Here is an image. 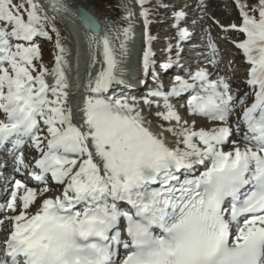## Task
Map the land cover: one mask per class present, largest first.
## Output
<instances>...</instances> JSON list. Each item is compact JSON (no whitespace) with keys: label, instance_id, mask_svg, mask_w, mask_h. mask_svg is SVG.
<instances>
[{"label":"snow or ice","instance_id":"1","mask_svg":"<svg viewBox=\"0 0 264 264\" xmlns=\"http://www.w3.org/2000/svg\"><path fill=\"white\" fill-rule=\"evenodd\" d=\"M137 2L146 45L140 83L149 76L157 83L141 98L116 93L132 87L125 60L135 38L133 11L126 27L102 34L98 19L78 9L91 33L90 68L100 70L87 73L77 123L69 50L56 26L57 15L70 10L67 0H0V150L15 172L36 182L5 181L0 213L12 214L0 218V264H264V0H234L240 23L212 18L226 37L235 34L232 43L245 57L249 91L242 96L232 77L212 79L206 68L177 75L165 90L155 71L151 0ZM207 6L196 5L202 13ZM174 19L179 41L191 40L194 33L181 26L187 13L177 10ZM53 34L49 68L40 41ZM207 46V62L218 66L210 34ZM167 50L165 71L182 51L176 45L173 58L171 44ZM185 93L190 120L172 103ZM153 105L166 123L153 124ZM197 118L211 126L197 128ZM26 147L38 154L34 163ZM50 181L62 186L60 194L49 195Z\"/></svg>","mask_w":264,"mask_h":264},{"label":"rangeland","instance_id":"2","mask_svg":"<svg viewBox=\"0 0 264 264\" xmlns=\"http://www.w3.org/2000/svg\"><path fill=\"white\" fill-rule=\"evenodd\" d=\"M15 2L21 3L23 2V0H15ZM67 2H70V3L74 2L77 5L80 4V5L87 7L90 10H93L97 15L101 16L104 19V21L109 25L108 26L109 31H112L113 29L118 28V27L121 28V26H124V23H127V24L129 23V21L125 19V16L127 15V10L130 9L131 11L135 13L131 21L134 27L135 34L140 35L141 33L145 31L144 25H143V17L140 16L141 8L137 0H67ZM165 2L166 0H151V3L146 5V7L151 9V16H155L153 24L149 26V30L153 33H156L157 37H159V35L163 33L168 34L169 31L171 30V29L170 30L167 29V25L160 18L162 14L163 16L165 14L162 13L161 8L158 5L160 3H165ZM248 2L254 4L256 3V0H248ZM206 3L208 5L206 12L202 13L200 11V14H199V15H202V14L204 15V20H202V25H204V27H202V29L205 35L203 37L208 38L209 34L211 35V39L215 43H217V45L219 46L220 58H221V63L218 66H213L210 63L206 67H211L213 74H215L214 78H218V76H221V75L233 76L232 79L235 82V85L239 88L237 90H240V89L242 90L240 94L242 96L245 92L249 91V89H247L245 85L240 83L241 78H244V80L246 81L245 78H246V73L248 71V67L247 66L244 68L241 67L242 64L245 62V60H243V62L237 61V58L235 60L236 54L240 52L236 50L234 44L232 43V40L234 38L232 36L231 37L224 36L220 28L215 26L212 23V18L220 20L221 23L225 25L232 23V22L240 23L238 9L236 8L234 4V0H206ZM56 26L59 28L61 32V35L63 37V43L69 50V55L66 56V59L68 60V63L70 65L72 50L74 49V47H76L77 43L70 35H68L67 33L68 30L66 31V28L64 26H61L58 22H56ZM171 26L173 28H176L175 22H173ZM229 35H233V34H229ZM168 36L170 37V34H168ZM53 37H54L53 41H43V40L40 41L41 48L43 50V62L49 68L53 66L52 63L55 60L54 53L56 49L54 47V40H55L54 34H53ZM158 42L159 41L157 38L155 43H158ZM115 43L118 46L119 42L116 41ZM203 43H206V45H208V41L203 42ZM164 46H166V44H163L162 48H164ZM136 47L137 46L135 42L133 41L129 42L130 53H129V56L125 60V68H126L127 76L132 71L134 72L138 71L139 66H141V59H142L143 51L141 52L138 50L137 52ZM209 52L210 50H207L206 54L209 55ZM92 53L93 52L89 54L90 57L87 61L88 64L92 62L91 61V59L93 58ZM155 57H156V53H155ZM156 58L158 59L159 56H157ZM152 80L154 79L152 78ZM81 83H83L82 78L76 77L74 80L75 87H80ZM148 83H149V77H148L147 84ZM146 93L147 91H144L142 93V96H144ZM142 96L138 95L137 98H141ZM75 98L76 96L71 97L72 104L73 102H75ZM158 102L160 103L161 106L163 105V102L161 101H158ZM183 103L184 102H182V105L180 107L178 106L177 108L180 114L185 119L190 120L192 119V117H190V115L188 114L187 108L183 107ZM177 104H179V102H177ZM249 106H250V102H249ZM143 107H145L147 111V107L146 106H143ZM75 110L77 112L76 122H79L78 121L79 112L77 109ZM157 110L158 109L156 108V106L153 105L151 109V116L149 117L150 119H152L153 124L156 125L158 123H166V122L160 121L159 118L156 117ZM159 110L162 111L163 109L160 108ZM202 126L208 127L211 125H210V122L205 123L204 120L197 118V128L202 127ZM28 156L31 157L30 154H28Z\"/></svg>","mask_w":264,"mask_h":264},{"label":"bare ground","instance_id":"3","mask_svg":"<svg viewBox=\"0 0 264 264\" xmlns=\"http://www.w3.org/2000/svg\"><path fill=\"white\" fill-rule=\"evenodd\" d=\"M45 3V5L46 6H48L49 5V3H50V0H43ZM78 6H83V5H77V4H75L74 2H72V3H70L69 2V7H70V10H69V12L68 13H61V14H59L58 16L60 17V18H62V19H66L68 16H69V18H75V11H76V7H78ZM83 7H85V6H83ZM49 10H50V8H48ZM51 11V10H50ZM200 15H198V14H195L194 15V17H199ZM155 18H152L151 17V20L153 21ZM69 24H71V22H69ZM198 24H202V22L200 21ZM190 26H194L193 24H191ZM209 33V32H208ZM233 35H235V34H233ZM85 36V35H84ZM87 38V37H86ZM236 58H241V56L239 55V56H237V57H235V60H236ZM207 57H201L200 59H199V63L201 64V65H204V64H207ZM238 61V60H237ZM187 76V75H186ZM138 80H140V79H138ZM49 82H52L51 81V78H49ZM168 82H170V81H168ZM170 135V134H169ZM169 137V136H168ZM49 187L50 188H52L53 189V191L52 192H55V191H57V187H56V185H53V184H51V185H49ZM51 192V193H52ZM51 193H49V194H51ZM1 216V215H0ZM7 221H5V225H7Z\"/></svg>","mask_w":264,"mask_h":264},{"label":"water","instance_id":"4","mask_svg":"<svg viewBox=\"0 0 264 264\" xmlns=\"http://www.w3.org/2000/svg\"><path fill=\"white\" fill-rule=\"evenodd\" d=\"M78 9H84V8H82V7H77L76 8V16H77V18H78V20H79V22L81 23V25L83 26V27H85L86 28V26L81 22V20H80V16H79V12H78ZM85 10V9H84ZM87 11V10H86ZM89 12V11H88ZM91 13V12H90ZM92 14V13H91ZM98 19V18H97ZM98 21H99V19H98ZM99 24H100V27H101V29H102V34H103V25H102V23L99 21ZM87 29V28H86ZM91 34V33H90Z\"/></svg>","mask_w":264,"mask_h":264}]
</instances>
